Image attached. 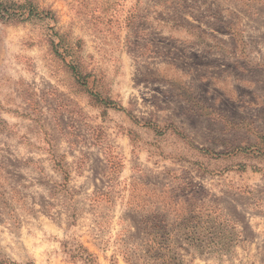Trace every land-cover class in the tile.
Wrapping results in <instances>:
<instances>
[{
    "label": "rangeland",
    "instance_id": "1",
    "mask_svg": "<svg viewBox=\"0 0 264 264\" xmlns=\"http://www.w3.org/2000/svg\"><path fill=\"white\" fill-rule=\"evenodd\" d=\"M0 264H264V0H0Z\"/></svg>",
    "mask_w": 264,
    "mask_h": 264
}]
</instances>
